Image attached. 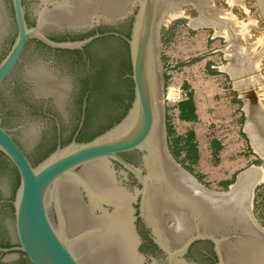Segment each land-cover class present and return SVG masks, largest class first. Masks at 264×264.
I'll list each match as a JSON object with an SVG mask.
<instances>
[{
	"label": "water",
	"instance_id": "obj_1",
	"mask_svg": "<svg viewBox=\"0 0 264 264\" xmlns=\"http://www.w3.org/2000/svg\"><path fill=\"white\" fill-rule=\"evenodd\" d=\"M21 1L11 0V11L8 1L0 0V56L16 25L14 41L0 61V123L17 131L31 157L50 146L48 142L36 151L33 143L41 132L51 130L33 113L29 100L12 92L14 83H28L27 91L36 99L52 93L48 105L64 119H72L70 100L89 67L69 53L31 41L21 61L29 40L51 48L82 50L104 34L64 42L47 35L98 25L125 29L124 20L130 19L129 36L110 33L127 44L133 99L125 115L109 129L87 142H78L76 132L69 143L58 144L37 165L30 162L12 131L0 125V152L19 175L11 200L13 214L9 210L1 215L17 245L0 247V253L8 258L22 252L30 264H206L200 254L194 260L185 254L193 242L209 239L217 264H264V228L248 211L252 180H258L259 171H241L233 192L231 186L227 192L212 191L167 150L157 46L161 18L168 10L162 8L165 0H25L29 17L35 19L33 26L27 25ZM254 1L264 21V0ZM199 5L203 12L208 9ZM123 41L105 39L95 45L102 56L112 53L107 76L112 85L104 95L111 108L114 96L126 93L130 85L121 70L127 50ZM46 77L51 84L45 83ZM241 95L247 110L245 124L249 121L259 134L264 109L258 93L248 88ZM130 151L139 156L138 161L130 154L136 164L119 155ZM2 161L0 155V193L10 196L13 180ZM116 163L120 168H115ZM138 219L150 230L161 256L143 246Z\"/></svg>",
	"mask_w": 264,
	"mask_h": 264
},
{
	"label": "rangeland",
	"instance_id": "obj_2",
	"mask_svg": "<svg viewBox=\"0 0 264 264\" xmlns=\"http://www.w3.org/2000/svg\"><path fill=\"white\" fill-rule=\"evenodd\" d=\"M172 1L165 0L163 3L162 8L168 10L161 18L157 45L164 93L172 84L182 85L189 91L183 82L181 67L191 70L194 65L197 71H202L204 67L207 72L218 75L214 84L219 89L222 87L223 91L215 93L216 105L207 112L212 120L206 126V141L209 137L212 141L216 140V155L213 152L191 164L186 149L180 150L183 142L175 143V137L184 136L191 124L176 119L172 123L173 119L169 120L168 116H174L173 110L163 101L167 150L199 184L212 191L227 192L241 171L251 170L253 166L261 167L263 180L253 188L251 214L264 228V158L252 144L250 127L245 124L247 110L241 95L243 89L253 88L258 92L264 109V21L261 12L254 0H242L240 3L206 0L203 6L208 9L205 12L195 0H174L173 3L181 1L178 7L180 14L171 17L174 8L168 2ZM217 18L223 21L219 22L220 25H217ZM198 31L211 35L213 39L197 36ZM258 119L263 121L259 116ZM258 135L264 142V126Z\"/></svg>",
	"mask_w": 264,
	"mask_h": 264
},
{
	"label": "flooded vegetation",
	"instance_id": "obj_3",
	"mask_svg": "<svg viewBox=\"0 0 264 264\" xmlns=\"http://www.w3.org/2000/svg\"><path fill=\"white\" fill-rule=\"evenodd\" d=\"M7 1L12 11L11 0H7ZM21 2L25 8V14L28 16V18H30L27 13V6L25 5V0H22ZM12 15H13V12H12ZM32 20H33V25H34L35 19H32ZM124 22H125L124 24L125 29H121L115 26L98 25L96 28H92L90 30H84V31L69 30L65 28L62 31H60L58 35H54V36L47 35L50 39L54 41L64 42V41L82 40V39H76V38L87 35L90 32H93V34L95 33L104 34L101 37H98L99 40L91 44L90 47H88L87 49L84 48L87 44L83 47L82 50L77 49V50L70 51V50H65V49L51 48L35 39H31L26 43L23 53L21 55V61H22V57L25 52V49L27 47V44L31 41V42H35L41 48H45V49L56 51V52L69 53L76 60L86 62V64L89 67V72L81 77L79 88L77 92L71 97V100H70L72 109H73L72 119L70 118L64 119L63 116L60 114L59 110H57L54 106L48 105V102H50L54 98L53 95H51L52 93L50 95H45V96H42L36 99L35 96L31 95L27 91L28 83H24L25 81L23 83H18V82L14 83L12 87V92L16 94H20L21 98L24 100H29L28 101L29 107L31 108L33 113L37 114L39 117L44 119L46 123L50 126V130H51L50 132H41V134L34 141L33 147L36 151L40 150L48 142L50 143V146L46 148V150H44L43 152L49 150L53 145H55V147H57L58 144L63 145V140H66L69 137L71 140L76 134V132H77V135H76V140H77V137L79 136V134L87 131L88 127L89 128L90 127L92 128L94 126L98 127L99 125H103L104 123L103 124H100V123L104 121L113 122L124 111L125 106L128 103V97L131 92L130 85L128 86L126 93L114 96L112 100V104H113L112 108L110 106L108 107V104H107L106 107L104 106L102 107L103 111H101L100 113L95 112L97 105H98V101H99L98 97L101 92L100 86H102L104 82L103 64L106 58L105 56H102V53H100L101 52L100 48L99 47L96 48L95 45L99 41L105 40V39H118L119 41H123L120 37L115 36L114 34H111L110 32L120 33V34L128 32L129 25H130V19H126L124 20ZM13 23L15 25V22ZM15 35H16V25H15V31H14L13 36L9 39L7 47L4 49L2 55L0 56V61L10 49L14 41ZM126 56H127V52H126L125 57L123 58V61L121 60V70H122L123 77H125V79L128 80L129 78L127 74V69L125 67V63L127 62ZM21 61L17 64L16 68L21 63ZM107 71H109V69ZM49 79L50 78L48 77L44 78L45 83L51 84V80ZM109 82L111 86L112 83L110 79H109ZM25 97H28V98L26 99ZM84 105L85 107L83 108ZM88 110L91 113V119L86 121V115H87ZM82 115H83V121H82ZM1 117L2 116H0V118ZM3 123H0V125L5 127L9 132L12 131V133L14 134L13 137L15 141L19 144V146L24 151L28 159L29 160L32 159L30 154L23 148V145L17 136V131H15L14 129L10 127H6ZM130 154L134 155L139 161V156L134 151L123 152V153H120L119 155L126 161L136 164V161L131 158ZM1 156L4 159L6 158L3 154ZM7 166L9 167L10 165H7ZM115 168L116 169L120 168V165L116 163ZM128 176L133 177L131 173H128ZM13 196H14V191L12 195L10 196L3 195L0 193V247L1 248H10V247L17 245L16 236H15V241L10 239L9 228H7L1 216L2 213L9 211V210L11 211V214H13V206L11 203V200L14 198ZM136 228L142 234L143 246H147L151 251L161 256L162 255L161 250L150 239V236H149L150 230L146 228V226L142 223L140 219L136 221ZM145 236L147 238H145ZM196 253L200 254L203 260L206 261V264H217V257L214 251V244L211 240L200 239V240L193 242L189 246L185 256L189 260L191 259L194 260ZM13 258H16V259L12 260ZM0 264H30V263L24 253L15 252L13 256H10L8 258L6 257V254L0 253Z\"/></svg>",
	"mask_w": 264,
	"mask_h": 264
},
{
	"label": "trees",
	"instance_id": "obj_4",
	"mask_svg": "<svg viewBox=\"0 0 264 264\" xmlns=\"http://www.w3.org/2000/svg\"><path fill=\"white\" fill-rule=\"evenodd\" d=\"M25 19H26V21H27L29 26H33V20L28 18V16L26 14H25ZM130 26H131V22H130V25H129V31L126 32V33H123L124 35L129 36ZM92 34H93V32H90L87 35L77 37L76 39H84V38H87L88 36H91ZM71 40H73V39H71ZM98 40H99V38H96V39L92 40L84 48L87 49L88 47H90L91 44L97 42ZM124 43H125L126 48H127V50H126V52H127V56H126L127 57V62L125 63V67L127 69V74H130L131 73V66H130V59H129V54H128V47H127L126 42H124ZM111 58H112V54H108L106 56L104 64H103L104 82H103L102 86L99 85L101 87V92H100V95L98 97L99 101H98V105H97V108H96V111H95L97 113H100L101 111H103L102 107L103 106L106 107V105H107V102H106L105 96H104V94H105L104 92H107L109 90L108 88L110 87V82L107 79V76H108V71L107 70L110 67V59ZM128 81H129V84L131 86V92H130V95L128 97V103L126 104L124 111L113 122L112 121L111 122L104 121V124L103 125H99L98 127H96V126H94L92 128L88 127L87 131L79 134V136L77 137V141L78 142H87V141L93 139L95 136L101 134L102 132L106 131L111 126H113L115 123L119 122L120 119L125 115L127 109L130 106V103H131V101L133 99L132 81H131L130 78L128 79ZM96 88H97V86H96ZM178 110H179L178 118H179L180 121L188 122V121L196 120L195 106H194L192 95H191L190 92L188 93V97L185 100H183V101L178 103ZM90 119H91V113L88 110L87 115H86V121L90 120ZM171 127L172 126H170V128ZM70 141H71L70 137L67 138L66 140H63V145L69 143ZM175 141H176L175 142L176 144L183 142L181 144L182 146L180 147V150L181 149H186L188 157H190L191 160H192L191 164H196L198 162L199 157H198V151H197V142L195 140V134H194L193 130H188V132L184 136L177 135L175 137ZM55 149H56V147H55V145H53L49 150H47V151H45L43 153H40V154L36 155L35 157H32V159H30L31 160L30 162L33 165H37L39 162H41L44 158H46ZM0 155H2L1 152H0ZM1 164L7 168L9 174L12 177L13 186H14V194H15V191H16L18 185H19L18 172H17L16 168L8 160V158H5L4 161L1 162ZM7 165H10V166L8 167ZM145 238H147V237L145 236Z\"/></svg>",
	"mask_w": 264,
	"mask_h": 264
},
{
	"label": "crops",
	"instance_id": "obj_5",
	"mask_svg": "<svg viewBox=\"0 0 264 264\" xmlns=\"http://www.w3.org/2000/svg\"><path fill=\"white\" fill-rule=\"evenodd\" d=\"M204 26V25H199ZM199 32V31H198ZM197 36L202 37H208L209 40L213 39L211 35H206L205 32H199L196 34ZM215 43V42H214ZM207 63V62H206ZM206 67V65H205ZM211 67V66H210ZM182 77L184 79V84L189 89L193 103L195 106V114H196V120L194 121H188V124H191V127L189 130H193L195 134V140L197 142V151H198V161L201 160L202 157H206L211 153H215L216 150L214 148V143H216V140H210L207 142V138L205 136L206 133V126L210 123L211 116L208 112V109L216 105L215 103V93L220 91H223V88L219 89L214 84V78H219L218 75L212 74L210 72H207V68H202V71H197V68L191 67V70L189 67L182 66ZM214 115V114H212Z\"/></svg>",
	"mask_w": 264,
	"mask_h": 264
},
{
	"label": "bare ground",
	"instance_id": "obj_6",
	"mask_svg": "<svg viewBox=\"0 0 264 264\" xmlns=\"http://www.w3.org/2000/svg\"><path fill=\"white\" fill-rule=\"evenodd\" d=\"M174 1V0H173ZM173 1L172 2H168V3H170L171 5H170V7L171 8H174V13H171L170 14V16L171 17H174V16H179V14H180V11H179V9H178V7H179V2H181V1H179L178 3H177V1H175L176 3H173ZM191 1V0H190ZM193 1V0H192ZM197 1V3L198 4H204V2L206 1V0H196ZM209 1V0H208ZM242 2V0H232V2H236V3H238V2ZM194 2V1H193ZM230 2H231V0H230ZM239 2V3H240ZM211 6V5H210ZM199 7V6H198ZM201 7V6H200ZM182 14V13H181ZM219 14H221V13H219ZM222 14H226V13H222ZM227 15V14H226ZM211 16V15H210ZM220 16V15H219ZM228 16V15H227ZM225 16H223V18H224ZM220 18H222V17H220ZM219 18V19H220ZM222 18V19H223ZM199 19H201V18H199ZM214 19V18H213ZM218 19V20H219ZM204 20V19H203ZM199 21V20H198ZM217 21V20H216ZM194 22V21H193ZM193 22H192V25H194L193 24ZM200 22L202 23V21L200 20ZM200 22H198L199 24H201ZM215 22V21H214ZM223 22V21H222ZM191 23V22H190ZM198 23H196V24H198ZM195 24V25H196ZM205 24H209V23H205ZM216 24V23H215ZM214 24V25H215ZM218 25V24H217ZM220 25V24H219ZM227 29V28H226ZM226 29L224 30V29H222L223 31H226ZM230 30V29H229ZM227 32H230V31H227ZM235 37V36H234ZM234 67V66H233ZM251 71H253V70H251ZM258 75V74H257ZM255 76V75H254ZM260 78V77H259ZM259 80V79H258ZM252 81V80H251ZM260 84V83H259ZM263 86V85H262ZM263 90H264V88H263ZM262 90V91H263ZM258 93V92H257ZM247 126L249 125V129H250V132L249 133H251V134H249V135H251L252 137H251V139H252V144H254V147H255V150L257 151V153H259V155L261 156V157H263L264 158V142L262 141V140H260L259 138H260V136L258 135V133H257V131L254 129V127H251L252 125H250V122L249 121H247V124H246ZM252 168V169H251ZM250 169L251 170H258L259 171V176H258V180H253L252 181V184H251V191H250V198H249V204H248V211H250L251 210V196H252V191H253V188L255 187V185L256 184H258V183H260L262 180H263V171H262V168L261 167H257V166H253V167H251ZM249 169V168H248ZM248 171V170H247ZM238 184V181H237V183H235V184H232L231 185V190H230V192H233L234 191V187L236 186ZM234 185V186H233Z\"/></svg>",
	"mask_w": 264,
	"mask_h": 264
},
{
	"label": "built area",
	"instance_id": "obj_7",
	"mask_svg": "<svg viewBox=\"0 0 264 264\" xmlns=\"http://www.w3.org/2000/svg\"><path fill=\"white\" fill-rule=\"evenodd\" d=\"M189 91L184 89L182 85L172 84L167 88V91L163 95V101L166 102L167 107L173 110V117L168 116L169 120L180 121L178 118V103L185 100L188 97Z\"/></svg>",
	"mask_w": 264,
	"mask_h": 264
}]
</instances>
